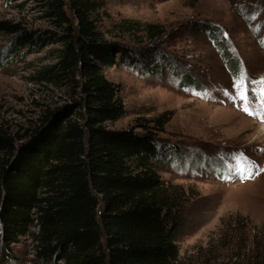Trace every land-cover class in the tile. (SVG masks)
Returning <instances> with one entry per match:
<instances>
[{
	"label": "trees",
	"instance_id": "1",
	"mask_svg": "<svg viewBox=\"0 0 264 264\" xmlns=\"http://www.w3.org/2000/svg\"><path fill=\"white\" fill-rule=\"evenodd\" d=\"M38 2L48 28L0 19V35L10 39L0 48V70L58 45L49 55L53 62L28 66L29 82L42 87L47 103H38L39 112L26 124L0 116L3 254L14 256L12 246L30 236L42 264H175L184 193L167 184L160 170L169 162L192 172V157L177 145L160 144L169 118L138 119L123 129L106 125L127 113L121 85L106 69L141 64L161 71L170 59L109 39L97 24L101 0ZM147 26L153 38L163 33L158 24ZM216 29L204 30L220 50ZM216 161L209 171L222 178L217 167L225 163ZM260 254L255 264H264Z\"/></svg>",
	"mask_w": 264,
	"mask_h": 264
},
{
	"label": "rangeland",
	"instance_id": "2",
	"mask_svg": "<svg viewBox=\"0 0 264 264\" xmlns=\"http://www.w3.org/2000/svg\"><path fill=\"white\" fill-rule=\"evenodd\" d=\"M101 1L97 24L109 39L171 61L158 67L161 71L141 64L107 68L108 77L121 85L127 113L106 125L123 129L138 119L169 118L160 144L177 145L192 157V172L169 162L160 170L167 184L184 193L175 264H255L257 251L264 254V0ZM24 3L15 8L0 0V19L50 27L38 0ZM150 23L163 33L151 37ZM208 26L217 27L220 50L204 30ZM9 40L1 34L0 48ZM57 46L0 70L1 117L26 124L39 112L38 103H47L42 87L29 82L33 69L28 66L53 62L49 55ZM240 73L245 74L244 100L234 86ZM216 158L225 163L217 167L222 178L209 171ZM12 247L10 257L0 248V264H42L30 236Z\"/></svg>",
	"mask_w": 264,
	"mask_h": 264
},
{
	"label": "snow or ice",
	"instance_id": "3",
	"mask_svg": "<svg viewBox=\"0 0 264 264\" xmlns=\"http://www.w3.org/2000/svg\"><path fill=\"white\" fill-rule=\"evenodd\" d=\"M244 82H245V74L243 73H240L237 75L235 81H234V86L237 88V89H240L241 91L239 92V95H240V98L242 100L246 99V94L245 92L242 90L243 89V86H244ZM245 112H249V108L247 106L244 107L243 109ZM249 114H252L251 112H249Z\"/></svg>",
	"mask_w": 264,
	"mask_h": 264
},
{
	"label": "bare ground",
	"instance_id": "4",
	"mask_svg": "<svg viewBox=\"0 0 264 264\" xmlns=\"http://www.w3.org/2000/svg\"><path fill=\"white\" fill-rule=\"evenodd\" d=\"M261 85V84H260ZM262 85L264 86V82L262 83ZM263 116H264V114H263Z\"/></svg>",
	"mask_w": 264,
	"mask_h": 264
}]
</instances>
